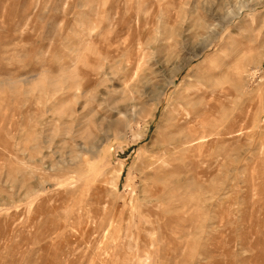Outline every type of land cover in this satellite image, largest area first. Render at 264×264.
<instances>
[{"label":"rangeland","instance_id":"1","mask_svg":"<svg viewBox=\"0 0 264 264\" xmlns=\"http://www.w3.org/2000/svg\"><path fill=\"white\" fill-rule=\"evenodd\" d=\"M203 79L209 158L155 199ZM0 264H264V0H0Z\"/></svg>","mask_w":264,"mask_h":264},{"label":"bare ground","instance_id":"2","mask_svg":"<svg viewBox=\"0 0 264 264\" xmlns=\"http://www.w3.org/2000/svg\"><path fill=\"white\" fill-rule=\"evenodd\" d=\"M194 84L195 85L188 84V88L186 86L187 89H185V92L183 93V95H181L182 97L178 98L176 101H174L173 104H171V106L169 107L171 109V113H169V115L166 114V125L163 126L159 123L158 128L153 132L151 138V143L154 146V152L149 163L151 167L148 164L147 166L150 167V174L154 175V182L152 183V185L148 186V192L152 197L158 200L162 199L164 195H170L177 192V190L180 188L178 175L181 173V171H183L182 168H184L185 166H191V164L194 165V163L196 162L198 163L209 158V156L202 157L201 154L199 155L197 153L194 156L192 153H194L195 151H201V149L205 146V144L203 143H206L207 135L204 131H206L207 129H205L204 131H199V128L201 125L206 123V121H208L210 106L204 105L202 103V100L206 99L207 94L206 92H202L200 94V91L202 90V88L211 87V84L204 79ZM191 87H193V89H190ZM208 92H210V89ZM200 98L203 99L200 100ZM88 104L89 103H87V105ZM201 106L205 107V109L200 117ZM91 107L93 108V106ZM89 110L91 112L94 109ZM90 112L88 113L90 114ZM79 116H82V114ZM148 130L149 124H146L144 128V134ZM143 137L144 136H141L140 139H142Z\"/></svg>","mask_w":264,"mask_h":264}]
</instances>
